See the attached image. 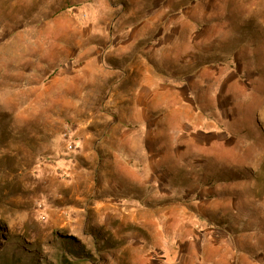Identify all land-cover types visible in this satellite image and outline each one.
Here are the masks:
<instances>
[{
  "label": "rangeland",
  "instance_id": "obj_1",
  "mask_svg": "<svg viewBox=\"0 0 264 264\" xmlns=\"http://www.w3.org/2000/svg\"><path fill=\"white\" fill-rule=\"evenodd\" d=\"M113 45L165 83L166 161L80 139ZM0 264H264V0H0Z\"/></svg>",
  "mask_w": 264,
  "mask_h": 264
},
{
  "label": "crops",
  "instance_id": "obj_2",
  "mask_svg": "<svg viewBox=\"0 0 264 264\" xmlns=\"http://www.w3.org/2000/svg\"><path fill=\"white\" fill-rule=\"evenodd\" d=\"M120 46L123 45L111 47V55L118 58V63L121 64L116 68L119 89L113 90L110 94L114 108L113 116H107L115 117L114 122L105 129H100L101 131L96 129L95 133L91 131H88V134L81 133L80 139L84 145L93 140L102 146L109 144L112 147L110 149L112 154L106 156L105 160L112 162L123 164V162L166 161L168 155L155 153V150L162 146L161 139L164 137V133H162L161 126L167 119L162 98L167 97L169 92L163 88L165 83L161 78L156 76L153 79L151 63L144 55H140L138 64L127 63L125 69L123 67L125 65L122 63L126 62H122L124 58L120 53L122 49ZM107 56L105 55L103 58L105 61ZM126 80L132 85L124 86ZM102 131L104 133L100 135ZM176 157L175 154L174 158ZM127 167L123 166L121 169L129 171L126 169ZM137 202L140 201L137 200Z\"/></svg>",
  "mask_w": 264,
  "mask_h": 264
}]
</instances>
